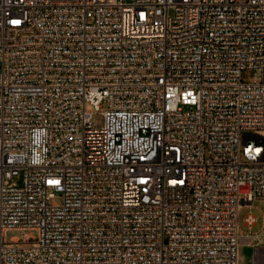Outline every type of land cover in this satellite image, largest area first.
<instances>
[{
  "label": "built area",
  "instance_id": "obj_1",
  "mask_svg": "<svg viewBox=\"0 0 264 264\" xmlns=\"http://www.w3.org/2000/svg\"><path fill=\"white\" fill-rule=\"evenodd\" d=\"M258 200L264 0H0V264H262Z\"/></svg>",
  "mask_w": 264,
  "mask_h": 264
},
{
  "label": "rangeland",
  "instance_id": "obj_2",
  "mask_svg": "<svg viewBox=\"0 0 264 264\" xmlns=\"http://www.w3.org/2000/svg\"><path fill=\"white\" fill-rule=\"evenodd\" d=\"M244 82H251L253 80V74L251 72H245L243 74ZM86 109L89 112L93 113V123L97 127H102L104 124V116L103 112L107 110V103H103L100 110H96L94 106L87 104ZM252 213L253 215L257 216L259 221L262 220L264 215V200L255 201L253 204V208H245L240 213V228L242 233H247L250 229L244 223V217ZM261 228V223H259L256 227L253 228V231L256 232ZM28 234L36 235V232H32L29 230H22V229H13L7 232L6 237L8 241H11L15 238L19 240H24L25 236ZM264 243V241L262 242ZM264 253V249L261 251ZM254 248L247 245H242L240 247V255H239V262L240 264H252L254 260Z\"/></svg>",
  "mask_w": 264,
  "mask_h": 264
},
{
  "label": "snow or ice",
  "instance_id": "obj_3",
  "mask_svg": "<svg viewBox=\"0 0 264 264\" xmlns=\"http://www.w3.org/2000/svg\"><path fill=\"white\" fill-rule=\"evenodd\" d=\"M14 23H19V21H14Z\"/></svg>",
  "mask_w": 264,
  "mask_h": 264
},
{
  "label": "crops",
  "instance_id": "obj_4",
  "mask_svg": "<svg viewBox=\"0 0 264 264\" xmlns=\"http://www.w3.org/2000/svg\"><path fill=\"white\" fill-rule=\"evenodd\" d=\"M262 264H264V261H263V263Z\"/></svg>",
  "mask_w": 264,
  "mask_h": 264
}]
</instances>
